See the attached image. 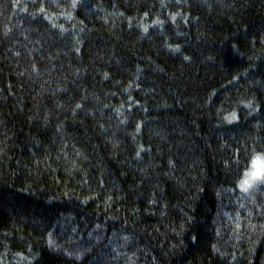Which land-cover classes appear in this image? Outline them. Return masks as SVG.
Returning <instances> with one entry per match:
<instances>
[{
    "label": "trees",
    "instance_id": "1",
    "mask_svg": "<svg viewBox=\"0 0 264 264\" xmlns=\"http://www.w3.org/2000/svg\"><path fill=\"white\" fill-rule=\"evenodd\" d=\"M257 153L264 0H0V264H264Z\"/></svg>",
    "mask_w": 264,
    "mask_h": 264
},
{
    "label": "clouds",
    "instance_id": "2",
    "mask_svg": "<svg viewBox=\"0 0 264 264\" xmlns=\"http://www.w3.org/2000/svg\"><path fill=\"white\" fill-rule=\"evenodd\" d=\"M232 119H236L235 114H233ZM258 158L264 159V154L257 153L251 157L248 169L242 174L241 178L238 181L239 187L243 185V187L246 188L247 191L258 183H264V176L260 175V170L258 169L256 163Z\"/></svg>",
    "mask_w": 264,
    "mask_h": 264
},
{
    "label": "snow or ice",
    "instance_id": "3",
    "mask_svg": "<svg viewBox=\"0 0 264 264\" xmlns=\"http://www.w3.org/2000/svg\"><path fill=\"white\" fill-rule=\"evenodd\" d=\"M256 163H257L258 169L260 170V175L264 176V159L258 158ZM240 189L245 192L247 191V189L244 188L243 185L240 187Z\"/></svg>",
    "mask_w": 264,
    "mask_h": 264
},
{
    "label": "bare ground",
    "instance_id": "4",
    "mask_svg": "<svg viewBox=\"0 0 264 264\" xmlns=\"http://www.w3.org/2000/svg\"><path fill=\"white\" fill-rule=\"evenodd\" d=\"M168 24V23H167Z\"/></svg>",
    "mask_w": 264,
    "mask_h": 264
}]
</instances>
